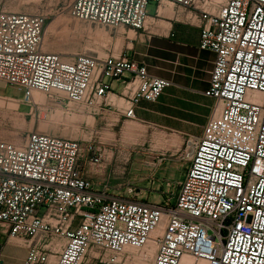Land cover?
Here are the masks:
<instances>
[{"label": "built area", "instance_id": "2783aa9c", "mask_svg": "<svg viewBox=\"0 0 264 264\" xmlns=\"http://www.w3.org/2000/svg\"><path fill=\"white\" fill-rule=\"evenodd\" d=\"M2 2L0 83L32 109L44 105L33 98L39 92L68 113L115 110L135 120L142 101L156 103L172 86L114 50L45 52L49 17ZM172 7L200 30V49L215 54L205 92L212 116L186 143L175 200L96 189L80 165V140L30 132L22 142L0 141V225L27 247L24 264H264V0H72L61 14L136 35ZM89 143L88 162L100 168L107 154Z\"/></svg>", "mask_w": 264, "mask_h": 264}, {"label": "crops", "instance_id": "0c3cea01", "mask_svg": "<svg viewBox=\"0 0 264 264\" xmlns=\"http://www.w3.org/2000/svg\"><path fill=\"white\" fill-rule=\"evenodd\" d=\"M169 9H172V14L165 10L166 16L160 13L157 20L149 18V24L154 22L150 33H139L132 39H126L131 42L123 46L119 53L145 65L150 75L166 79L172 82V86L158 102L142 101L136 109L135 120L115 110L98 114L101 117L97 120L101 129L112 124L126 136L149 137L158 146L156 149L161 151L159 156L171 150L166 143L161 144L159 141L163 137L184 140L200 137L213 109V101L205 96V92L210 85L215 54L200 49V30L182 21L181 10L174 7ZM121 88L120 83L112 84L114 92H119ZM88 156L87 148L83 147L80 165L85 175L96 189L108 184L110 193L114 195L126 197L125 186H135L136 183L146 185L144 187L147 189H159L170 179V159H166L163 164L158 159L156 163L145 162L140 165L142 160L131 162L129 157L120 162L107 160L100 168H96L89 164ZM0 243L2 264H24L27 247L23 242L9 240L3 226L0 229Z\"/></svg>", "mask_w": 264, "mask_h": 264}, {"label": "rangeland", "instance_id": "374dc122", "mask_svg": "<svg viewBox=\"0 0 264 264\" xmlns=\"http://www.w3.org/2000/svg\"><path fill=\"white\" fill-rule=\"evenodd\" d=\"M72 0H3L2 6L12 12L43 13L49 17L47 34L45 37V52L69 54L84 52L99 57H104L109 51L119 52L130 40L116 30L89 25L82 22L71 21L66 14H61L62 10L70 4ZM171 6V5H168ZM156 4L152 3L148 9L150 16L155 15ZM172 14V9H169ZM168 11V14H170ZM61 14V15H60ZM163 13V16H166ZM128 37H135L134 32H129ZM41 99L34 98L35 101L43 102L44 105L35 106L33 109L24 102V94L11 87L4 88L0 83V141L22 142L30 132L48 133L58 137L80 140L84 149L89 142L93 146L100 147L107 153L108 160L112 162L124 161L131 158V162L141 161L158 162L162 156L158 146L152 143L149 137L140 138L136 136H126L119 128L110 124L103 129L98 127L97 120L101 115H93L87 112H66L62 108L53 106L49 98L43 94ZM67 102L63 108L66 109ZM82 106H73L72 109H82ZM45 115L48 117L45 118ZM134 126V125H132ZM186 140L177 137H163L159 141L166 143L171 150L164 153L166 159H172L169 171L172 187L166 189L163 185L148 187L143 184L125 186L132 189L135 198H144L150 202H161L164 195L169 194L175 200L178 190V183L182 181L183 174L187 168V161L182 159ZM183 142V144H181ZM155 146V147H154ZM177 153L174 157L170 154ZM163 153V152H162ZM163 164V162L161 163ZM168 166V165H167ZM154 188V190H153ZM173 193V194H170ZM125 197V196H124ZM126 197H132L128 193ZM1 229V226H0Z\"/></svg>", "mask_w": 264, "mask_h": 264}, {"label": "bare ground", "instance_id": "6f19581e", "mask_svg": "<svg viewBox=\"0 0 264 264\" xmlns=\"http://www.w3.org/2000/svg\"><path fill=\"white\" fill-rule=\"evenodd\" d=\"M165 10H167V11H170L169 10V8H162L161 10H160V13L162 14V13H164L163 11H165ZM149 20V19H148ZM148 20H147V23H148ZM48 28V27H47ZM131 32H134V31H132V30H130ZM130 31H128V30H125V29H122V30H120L119 32H121L125 37H127V38H129L128 37V35H129V32ZM47 33V32H46ZM135 33V32H134ZM130 39V38H129ZM33 98H37L38 100L39 99H41V95L40 94H38V93H36V92H33Z\"/></svg>", "mask_w": 264, "mask_h": 264}]
</instances>
